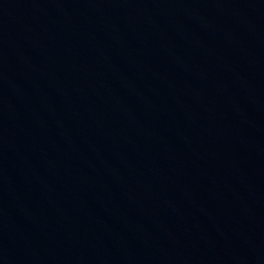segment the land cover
Masks as SVG:
<instances>
[{"label":"water","instance_id":"95a60500","mask_svg":"<svg viewBox=\"0 0 264 264\" xmlns=\"http://www.w3.org/2000/svg\"><path fill=\"white\" fill-rule=\"evenodd\" d=\"M0 264H264V0H0Z\"/></svg>","mask_w":264,"mask_h":264}]
</instances>
